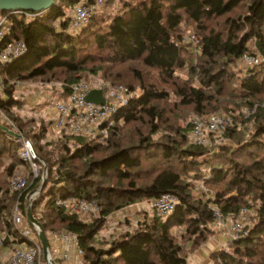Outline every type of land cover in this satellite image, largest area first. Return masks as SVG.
Segmentation results:
<instances>
[{
    "label": "trees",
    "instance_id": "1",
    "mask_svg": "<svg viewBox=\"0 0 264 264\" xmlns=\"http://www.w3.org/2000/svg\"><path fill=\"white\" fill-rule=\"evenodd\" d=\"M115 1L120 8L112 15L95 14L79 32L71 30L69 14L81 0H59L47 12H28L32 16L0 12L12 27L3 45L23 40L27 46L0 68V111L15 126L1 118L0 123L27 136L50 167L34 216L48 233H75L87 264H187L189 255L216 234L213 209L233 221L253 210L248 235L213 258L221 264H264V64L250 70L240 65L247 49L264 52V0H108L104 7ZM189 28L197 37L194 46L185 42ZM191 46L197 54L188 60ZM100 72L101 80L135 93L116 113L106 143L65 133L50 138L53 120L15 115L22 107L15 81L55 80L68 96L72 85ZM255 105H260L256 114L242 120L240 130L226 129L220 144V137L211 135L210 145H194L192 124L180 123L189 115L217 112L237 122L244 108ZM185 111L188 116L181 115ZM37 122L38 128L30 129ZM24 149L0 132V231L14 233L11 210L18 196L10 184L23 165L30 168L21 159ZM37 164L38 178L20 197L23 214L26 197L40 181ZM167 193L178 198L173 214L146 215L136 230L111 241L110 249L94 245L113 213ZM46 196L50 200L40 210ZM71 196L95 201L99 217L89 222L66 214L57 202Z\"/></svg>",
    "mask_w": 264,
    "mask_h": 264
},
{
    "label": "built area",
    "instance_id": "2",
    "mask_svg": "<svg viewBox=\"0 0 264 264\" xmlns=\"http://www.w3.org/2000/svg\"><path fill=\"white\" fill-rule=\"evenodd\" d=\"M108 0H95L92 5L87 0H81L74 12L71 27L76 31L82 28L96 14L97 10L105 6ZM20 12V11H17ZM16 12V13H17ZM27 13V12H26ZM29 16L32 14L28 13ZM12 31L11 25L7 24L6 18L0 19V68L10 64L21 57L27 46L23 40L14 41L3 45V39ZM194 42L196 35L187 37ZM264 64V52L258 54L247 49L241 58L240 65L245 70L257 68ZM2 89V82H0ZM94 90H102L106 103L96 105L87 102L86 97ZM135 96L127 86L124 85H102L89 83L87 81L74 84L67 100L58 102L53 107L54 130L59 134H74L82 137H99L101 133L113 129L116 125V113L126 106L132 97ZM264 107V105H262ZM259 106L245 108L241 113L243 121L251 118L258 111ZM234 118L225 113H212L208 116H199L194 120L191 132V141L194 145L207 146L211 135H221L231 126H238ZM24 151H21V159L30 163L33 168L34 178L40 174V168L35 160L33 152L27 143H24ZM34 180L32 181V183ZM28 177L16 175L11 180L12 193L17 194L18 201L12 215V228L14 233L5 229L0 235V261L7 264H49L44 258V250L39 240L37 232L23 214L20 197L29 186ZM26 200V199H25ZM178 204V198L172 193L161 195L152 203V209L161 217L167 218L173 214ZM68 215H78L86 220L88 217L99 216V205L90 199L71 196L67 199H59L57 202ZM219 226L229 238L230 244L234 240L244 238L248 235L247 227L250 222V210H244L238 220L227 223L228 219L223 218L219 210H215ZM47 242L50 258L56 264H87L85 251L80 246L79 237L75 233L51 231L47 232ZM226 251L229 247L225 248Z\"/></svg>",
    "mask_w": 264,
    "mask_h": 264
},
{
    "label": "rangeland",
    "instance_id": "3",
    "mask_svg": "<svg viewBox=\"0 0 264 264\" xmlns=\"http://www.w3.org/2000/svg\"><path fill=\"white\" fill-rule=\"evenodd\" d=\"M76 7H77V5H72V7L70 8L69 17H70V20L71 21L74 18V12H75ZM118 8H120V5H119L118 1H115L112 4V6L110 4L109 7H102L99 10H97L96 14H100V12L102 11V13L104 12L106 15H109V14L112 15L113 12L116 11ZM0 19H1V15H0ZM71 30L74 31V32H76V30H74L73 28H71ZM189 34L196 35L195 34V31L193 30V28H189L187 30V32L185 33V42L187 44L193 45L195 43V41L194 42H191L190 40H188L187 37L189 36ZM193 46H191V49H192L193 52L191 54L187 55L188 60H189V57L193 56V58H194L195 55L197 54V51H194L195 49L193 48ZM250 48L253 49L254 48V44H250ZM121 69H122V71L124 70V73H126V70L125 69H123V68H121ZM102 75H103V73L100 72L99 75H98V77H92L91 76L90 77V80H88V81L85 78H83L82 82L83 81H87L89 83L95 84V86H98L99 84H102V85H114V84H111L108 81L106 82V81L101 80L100 79V76H102ZM182 76L183 77H186V74L185 73H182ZM0 82H1V77H0ZM115 85H121V84H115ZM15 88H16V96H17V99L19 98V100L21 99V101H22V107L19 110L17 109L16 111H14L15 112V115L17 114V116L27 115L28 117H33L35 119L40 117V118L46 119L47 121L49 120V119H47V116H48V112L47 111L48 110L47 109L45 110L44 103H42V105L38 107L37 104L32 103V100L29 97L30 98L29 101L31 102L32 105L31 106L30 105H28V106L26 105V102H24L23 98L28 97L29 95H32V97L36 98V96L38 95V93H41V92H52V91H55L56 90V92L53 93L50 98L48 97V99L46 100V103L48 102V106H50V109H52V107H54L56 104H58V102L63 101V100H67V98H68V96H61L60 95L61 91H64L65 88L63 87V84L61 82H57L55 80H53L51 82H50L49 79H36V80H33V81L19 80V81H15ZM2 91H3V89L0 88V97L3 96ZM257 106H260V105H257ZM186 111L183 112L181 115L188 116L189 113H187ZM241 112H240V120L237 121L239 123V125L237 126L236 129H238V130H240L243 127L241 125V121H242V118H241V114L242 113ZM217 113H220V112H217ZM197 117H199V116H197ZM197 117H195V116L193 117L192 115H189L188 118H187L189 120L187 122H184L183 120H181L180 123L182 125H184L186 123H191L193 125V122H194L195 119H197ZM0 118L3 119V120H5V121H7L11 125H14L13 120L10 117H8L7 114H5V113L3 114L1 111H0ZM38 124H40V123L37 122L36 124L34 123V124L30 125V129H37L38 128L37 127ZM246 126H248V129H249V127L251 125H250L249 122H247L246 123ZM12 130L16 131L17 133H20L17 130L16 127H14V129H12ZM54 131H55L54 134L53 135L51 134L50 135V138L58 137L59 136V133L56 130H54ZM249 132H250V129H249ZM20 134H22V133H20ZM189 134L191 136V133H189ZM109 137H110L109 131L104 132V133H101V135L98 137L99 138V142L104 144V143H106L108 141V138ZM216 138L217 139L219 138L218 140H216V143L217 144H220V143L223 142V139L224 138H222V134L221 135H217ZM156 139H158V137H156ZM21 143L24 146V143L23 142H21ZM208 145H210V141H209V144ZM76 166L78 168H82V169L84 168V166L81 163H76ZM31 167L32 166L30 165V168ZM30 168H29V166L27 164H25V165H23L21 167V169L19 170V172L16 173V175L22 176V175L25 174L28 177V175H30L31 171L33 172V168H32V170H30ZM41 168H42V173H41V177H42V175H43V167H42V165H41ZM32 175H34V173ZM32 175L30 176V183H32L33 180H36L34 178V176H32ZM41 177H40V179H41ZM28 179H29V177H28ZM39 182H38V185H36L32 189V191L34 189H37L38 188ZM104 182H105L106 185H111L112 184L111 181H108V180H106ZM200 188L203 189L204 187L202 185H200ZM11 192H12V190H11ZM44 199L45 200L42 203V205L40 207V210H42L43 209V206L50 200V197L49 196H46V197H44ZM17 201L18 200H16V202H15V204H14L12 210H11V217L13 215L14 208H15V206L17 204ZM152 203H153V201L149 202L147 200H141V201L137 202L135 204V206H131V207H128V208H124L122 210H119L118 212L113 213L106 220L105 225H104L102 231H100L99 234L97 235V237L95 239V242H94V245L97 246L100 250L110 249V247H111L110 242L111 241H113L114 239H118L121 234H124V233L129 232V231L136 230V227H137L138 222L139 221H142L143 222L146 219L145 218L146 215H148L149 217H152V215L154 213V210L152 209ZM136 209H138V210H136ZM132 213H134V215H136V219L133 218L134 215H132ZM253 215H254V211L251 210V214L249 215V217H250V222H249L250 224L249 225L250 226H252L251 218L253 217ZM98 217L99 216H97V217H94V216L88 217V219H86V221L89 220V222H90L92 218H98ZM232 221L231 220H229V221L227 220L226 222L227 223H232ZM217 223H218V220H217ZM3 231L4 230L0 231V235L2 234ZM173 232L175 234H177L179 232V230L178 229H174ZM227 247H230V244ZM198 250H196V251H198Z\"/></svg>",
    "mask_w": 264,
    "mask_h": 264
},
{
    "label": "water",
    "instance_id": "4",
    "mask_svg": "<svg viewBox=\"0 0 264 264\" xmlns=\"http://www.w3.org/2000/svg\"><path fill=\"white\" fill-rule=\"evenodd\" d=\"M59 0H0V12L6 11V12H47L53 6L56 4V2ZM87 102H92L96 105L105 104V98L103 97V91L102 90H94L92 91L87 97ZM0 132L4 135H7L8 137H11L19 142L27 143L31 149V152H33V155L35 157V160L39 162L43 167V175L40 179L39 186L37 189H34L32 192L28 194L26 197V205H25V216L27 217L28 221L34 228L35 232H37L39 240L41 242L42 248L44 250V258L47 263L49 264H56L54 261L50 258L49 255V247L47 242V231H45L43 225L41 222H39L38 218L34 216L33 213V207L36 203L37 199L39 198L40 194L44 191V189L48 185V180L50 176V167H48V164L46 161L40 156L38 152H36L35 147L32 143V141L20 134L16 131L8 128L7 126H4L0 123Z\"/></svg>",
    "mask_w": 264,
    "mask_h": 264
},
{
    "label": "crops",
    "instance_id": "5",
    "mask_svg": "<svg viewBox=\"0 0 264 264\" xmlns=\"http://www.w3.org/2000/svg\"><path fill=\"white\" fill-rule=\"evenodd\" d=\"M55 91L52 92H41L38 93V95L36 96V98L32 97V95H29L28 97L23 98L24 102H26V105H32L31 102L29 101L30 98L32 100V103L37 104V106H41L42 103H44L45 105V110L47 109L48 111V116L47 119L49 120H53L54 118V111H53V107L52 109H50V106H48V102L46 103V100L48 99V97L50 98L52 96L53 93H55ZM62 92L60 93V95L62 96ZM30 97V98H29ZM138 210V209H136ZM132 215H134V213H132ZM134 219H136V215L133 216ZM230 219H228L229 221ZM232 221V220H231ZM213 228L216 232L215 236H213L212 238H210L207 243H205L203 246H201V248L192 253L187 259V264H221V262L217 259L215 260L213 258V254H215L218 250L220 249H225L229 244H230V240L227 237V235L224 233L223 229L221 226H219L218 223L213 225Z\"/></svg>",
    "mask_w": 264,
    "mask_h": 264
}]
</instances>
